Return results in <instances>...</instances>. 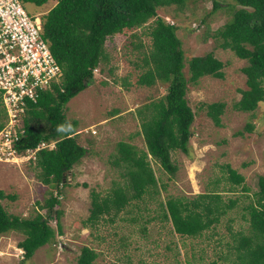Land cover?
Wrapping results in <instances>:
<instances>
[{
  "label": "rangeland",
  "instance_id": "374dc122",
  "mask_svg": "<svg viewBox=\"0 0 264 264\" xmlns=\"http://www.w3.org/2000/svg\"><path fill=\"white\" fill-rule=\"evenodd\" d=\"M221 6L213 10V2ZM55 3V4H54ZM56 5L49 0L43 7L24 5L25 10L42 18ZM236 0H188L184 6L159 8L157 15L176 28L184 53V74L188 77V61L212 53L224 64L223 79L204 77L196 85H188L186 99L194 113L190 128L189 154L172 152L176 173L166 174L158 163L148 158L158 181L157 191L143 199L132 200L112 223L100 221L95 226L84 224L89 216L90 191L104 196L113 183H123L120 169L113 165L117 144L125 142L145 151L140 134L139 111L148 114L145 106L164 97L167 85L156 82L151 87L138 85L142 69L140 57L151 47L149 33L155 19L139 29L125 30L108 38L104 46L106 60L93 74L92 83L70 100L64 109L67 121L77 122V141L87 153L66 176L58 190L43 185L37 178L35 162L30 156L12 157L0 151V191L14 196L2 200L4 209L21 218H32L52 192L60 205L61 234L52 243L40 248L26 264H77L84 247L92 249L94 264H234L236 254L230 248L231 234H248L244 207L258 191V177H264V102L253 113H240L233 105L246 90V78L241 69L247 65L230 50H222L213 34L229 23ZM141 45L140 49L136 47ZM225 104L220 126L207 116V106ZM250 124L253 131L244 130ZM242 135H238V133ZM229 165L244 177V184L235 192H227L222 167ZM220 181L217 186L215 182ZM86 184L87 187L82 186ZM124 186V184H123ZM225 204L237 200V205L221 218L216 230H208L199 238L175 234L171 224L163 219L161 204L168 197L195 198L216 191ZM246 189V190H245ZM54 229L55 221L49 223ZM229 228L231 231H229ZM18 233L0 235V264H18L23 253Z\"/></svg>",
  "mask_w": 264,
  "mask_h": 264
},
{
  "label": "trees",
  "instance_id": "16d2710c",
  "mask_svg": "<svg viewBox=\"0 0 264 264\" xmlns=\"http://www.w3.org/2000/svg\"><path fill=\"white\" fill-rule=\"evenodd\" d=\"M24 5L36 7L46 5L49 0H20ZM188 0H56V5L42 18L43 38L61 69V80L51 90L41 92L37 101H28L23 122L25 136L14 144L18 156L35 149L42 142H54V148L37 151L35 154L36 178L50 188L58 190L66 183V176L81 162L86 149L77 141V122H69L64 109L71 99L84 91L93 81L94 71L106 60L104 46L108 38L125 30H135L155 19L149 37L151 47L143 52L140 64L143 71L138 85L151 87L156 82L167 85L166 94L156 102L145 106L143 116L139 111L141 135L145 151L119 142L113 165L120 169L123 183H113L104 196L90 191L89 216L84 224L95 226L100 221L112 223L132 200L143 199L154 191L158 194V181L148 158L159 164L168 175L173 176L177 167L172 152L189 154V140L194 113L189 107L186 94L188 85H196L204 77L223 79L224 64L208 53L188 61V77L181 41L176 28L166 24L157 15L159 8L182 7ZM233 17L229 23L218 29L213 38L222 50H230L247 62L241 69L246 78V90H240V99L233 110L253 113L264 102V0H236ZM221 7L213 2V10ZM141 45L136 48L140 49ZM207 116L214 125L220 126L225 104L214 103L206 107ZM6 111L0 102V131L5 126ZM248 133L253 127H244ZM242 135V133H238ZM223 179L229 185L227 192L244 184V177L229 165L222 167ZM220 181L214 184L217 186ZM124 184V186H123ZM82 186L87 187L86 184ZM258 191L244 207L248 223V234L240 231L231 234L230 248L236 254L234 264H264V177H258ZM197 195L195 198L168 197L164 204L163 219L171 224L173 232L181 237L199 238L203 233L216 230L221 218L237 205V200L228 204L222 200L217 189ZM246 190V189H245ZM44 204L37 203L39 211L32 218H21L9 214L1 204L2 200H14V196L0 191V235L18 233L24 238L18 243L23 253L18 264H26L36 251L53 242L61 234V211L57 196L51 192ZM55 221L54 229L49 223ZM229 231L231 229L229 228ZM97 254L84 247L77 264H94ZM215 264V263H213Z\"/></svg>",
  "mask_w": 264,
  "mask_h": 264
},
{
  "label": "built area",
  "instance_id": "2783aa9c",
  "mask_svg": "<svg viewBox=\"0 0 264 264\" xmlns=\"http://www.w3.org/2000/svg\"><path fill=\"white\" fill-rule=\"evenodd\" d=\"M61 69L43 38L38 17L29 14L20 0H0V102L6 111L0 131V151L18 156L14 144L25 136L23 126L28 101L35 103L41 92L51 90L61 80ZM55 143L42 142L26 154L34 160L41 149Z\"/></svg>",
  "mask_w": 264,
  "mask_h": 264
},
{
  "label": "crops",
  "instance_id": "0c3cea01",
  "mask_svg": "<svg viewBox=\"0 0 264 264\" xmlns=\"http://www.w3.org/2000/svg\"><path fill=\"white\" fill-rule=\"evenodd\" d=\"M54 4H55V3H54ZM44 6H45V5H44ZM54 6H55V5H53V7H54ZM42 7H43V6H42ZM53 7H52V8H53ZM52 8H51V9H52ZM51 9H50V10H51Z\"/></svg>",
  "mask_w": 264,
  "mask_h": 264
}]
</instances>
